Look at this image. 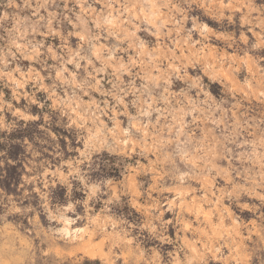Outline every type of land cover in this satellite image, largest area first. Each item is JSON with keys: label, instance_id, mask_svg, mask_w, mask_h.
I'll use <instances>...</instances> for the list:
<instances>
[{"label": "rangeland", "instance_id": "374dc122", "mask_svg": "<svg viewBox=\"0 0 264 264\" xmlns=\"http://www.w3.org/2000/svg\"><path fill=\"white\" fill-rule=\"evenodd\" d=\"M36 106L69 154L0 156V264H264V0H0V127Z\"/></svg>", "mask_w": 264, "mask_h": 264}, {"label": "trees", "instance_id": "16d2710c", "mask_svg": "<svg viewBox=\"0 0 264 264\" xmlns=\"http://www.w3.org/2000/svg\"><path fill=\"white\" fill-rule=\"evenodd\" d=\"M33 112L35 114L40 113L41 118L27 121L20 119L12 128L9 129H2L0 127V156L7 161L10 173L13 172V169H16L17 164L23 163L24 153L27 152L25 148L27 141L34 145L35 150L39 153L38 157L47 161H53L55 163L54 160H57V158H55V156L47 149V139L50 142H60L62 152L66 156L69 154V152L66 150L67 131L54 124L53 126L46 125V128H51L57 134V138H48L47 131L41 128V125L45 124L41 110L36 106ZM51 198L53 200V204H64L67 202L66 187L58 185L57 187L53 188ZM31 200L32 199L28 197L25 198L24 201L26 204H29L31 203ZM5 214H7V209L3 203H0V217L4 216ZM8 219H11V216H8Z\"/></svg>", "mask_w": 264, "mask_h": 264}]
</instances>
